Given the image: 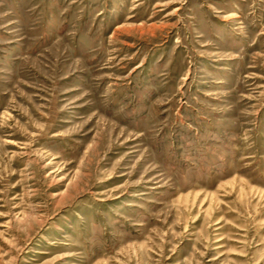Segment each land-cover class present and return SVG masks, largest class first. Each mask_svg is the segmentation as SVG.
<instances>
[{
	"label": "rangeland",
	"instance_id": "374dc122",
	"mask_svg": "<svg viewBox=\"0 0 264 264\" xmlns=\"http://www.w3.org/2000/svg\"><path fill=\"white\" fill-rule=\"evenodd\" d=\"M0 264H264V0H0Z\"/></svg>",
	"mask_w": 264,
	"mask_h": 264
}]
</instances>
